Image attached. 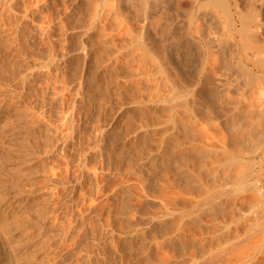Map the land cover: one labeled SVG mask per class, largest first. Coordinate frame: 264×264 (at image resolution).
Instances as JSON below:
<instances>
[{
  "label": "rangeland",
  "instance_id": "1",
  "mask_svg": "<svg viewBox=\"0 0 264 264\" xmlns=\"http://www.w3.org/2000/svg\"><path fill=\"white\" fill-rule=\"evenodd\" d=\"M208 1L0 0V264H145L160 221L208 223L193 205L237 187L203 145L234 150L251 186L236 231L202 253L199 230L170 264H264V2L227 0L229 19Z\"/></svg>",
  "mask_w": 264,
  "mask_h": 264
},
{
  "label": "bare ground",
  "instance_id": "2",
  "mask_svg": "<svg viewBox=\"0 0 264 264\" xmlns=\"http://www.w3.org/2000/svg\"><path fill=\"white\" fill-rule=\"evenodd\" d=\"M206 2H210V1L206 0ZM262 2H264V0H262ZM216 4L218 5V7L220 6V12H222L221 15H223L225 11L224 16L227 15L226 17L231 19L230 17H232V14L230 9H228L227 0H216ZM221 7L224 9V11ZM251 11L252 14L250 17L248 16L244 17V14H242L241 12L238 13L240 24L242 26V27L240 26L241 33L240 30L238 31V33H240L239 38L241 37V39H243V35L245 37L247 36V34H249L247 33L248 29L251 34L253 30L251 31L250 29L257 25V21L255 20L256 18L254 17V15L257 13L253 10ZM252 35H250V37ZM246 39L248 38H245L244 40ZM263 54L264 53H262V55ZM262 57L260 59H264V56ZM261 62L264 63V61L262 60ZM178 127L179 129L183 130L186 134L191 133V130L189 131L185 123L180 122ZM171 137L172 136L168 137L167 140H170ZM222 148L223 149H215L203 145L199 151H194V152H196L200 157H204L206 154H208L209 156L212 155L213 157L215 156L216 158H218V166H220V169L219 171L216 169L214 174L211 176L212 179L215 180V177L218 176L219 172H221L222 174L227 175L226 179L228 178V181L232 184V186L236 185L237 187H234L235 189L233 190V193L227 196L228 199L219 198L217 200L218 195H221V193L214 191L213 193L207 194V196H203L200 199V203L198 205H193L194 207L204 206L203 213L208 215L209 218L211 219L210 222L208 223H203V222L199 223L198 221L199 218L197 217H188L184 219L181 216L184 215L183 213L178 214V216L173 217L169 221L166 220L160 221L162 227V231H161L162 240H159L157 238L150 239L151 245L150 247L145 249H144V243H141L140 248L143 250L142 254H144L145 255L144 257L146 258L145 264H170L171 258L174 256V254L179 253V250L185 255L188 254L189 249L192 248L193 245L197 242V237H201L198 236L199 230L202 231L203 233H208L209 231L211 232L209 235L201 237L198 240L199 249L200 252L202 253H210L214 248L217 249L219 245V241H221L226 236L224 235L225 231H236L237 229L236 219L234 218V215H235V211L241 207V206H236L235 204L236 196H240L245 192L246 189H250L249 186L251 185H249L250 181L248 180V177L250 175L248 176L249 173H247L248 170L247 167H244L243 169H239V170L236 169L237 162L240 161V158L235 154V152H233L234 150L231 149L232 151H230L227 150L226 147H222ZM263 169L264 168L262 167V170ZM207 171L211 173L213 172V169L211 167L206 168L201 165L199 169V173H195V174L185 173L186 184L194 188L196 187L195 182L198 181L200 184L203 183L201 177L203 174H206ZM260 176L262 177L263 175L261 174L257 178H259ZM0 187H3V185H1ZM263 189H264V184H263ZM6 193L7 192L5 190H0V202L6 197ZM214 201L215 203H213ZM243 202H244V207L246 208L243 207L242 210L245 209V211L248 212L249 210L253 211V209H255L256 205L254 206L253 199L247 201V199L245 198L243 199ZM187 205L188 203L184 201V206L187 207ZM5 209L4 208L1 209V212L4 215L6 214ZM121 213L125 214L127 213V210L124 209ZM227 217H230L229 221L221 220L222 218H227ZM242 218L246 219L244 216H242ZM251 222L252 221L248 222L246 230H249L250 228L249 226H251ZM0 223L2 224V226H6V229L9 226L6 218H3ZM130 223L134 225L136 222L135 220H133V218H130ZM144 233L145 232L142 230L135 231L132 240L141 239L143 241L144 240L146 241L144 237ZM165 246H167V249L164 250ZM149 251L154 252V254L156 255L155 259H151L149 257ZM69 255H71L73 258L76 257L78 258L79 252H78V245L76 240L73 242V247L69 250Z\"/></svg>",
  "mask_w": 264,
  "mask_h": 264
}]
</instances>
